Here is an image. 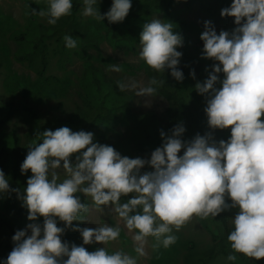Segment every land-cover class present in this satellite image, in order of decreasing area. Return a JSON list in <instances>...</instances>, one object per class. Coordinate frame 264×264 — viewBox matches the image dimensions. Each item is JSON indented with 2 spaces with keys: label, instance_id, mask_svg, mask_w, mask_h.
Returning a JSON list of instances; mask_svg holds the SVG:
<instances>
[{
  "label": "clouds",
  "instance_id": "9594fccd",
  "mask_svg": "<svg viewBox=\"0 0 264 264\" xmlns=\"http://www.w3.org/2000/svg\"><path fill=\"white\" fill-rule=\"evenodd\" d=\"M100 0H82V16L109 23L123 22L131 0H112L101 15ZM47 10L34 14L47 17L55 25L70 16L73 0H46ZM222 17H234L236 27L219 34L211 21L204 22L202 58L214 62L208 78L197 82V93L206 100L208 127L230 129L227 140L217 141L212 132L182 140L186 129L178 123L170 134L160 131L162 145L150 159L122 156L112 146L94 143L92 132L72 131L64 126L39 133V143L29 147L21 164V174L29 170L27 186L20 192L9 186L0 170V194L15 192L31 221L12 237L14 247L0 264H138L146 255L148 238L153 250L169 248L177 242L175 232L193 219H214L220 213L238 209L230 218L227 235L232 252L264 258V0H232L221 10ZM171 22L153 18L140 33L139 58L153 72L184 80L178 68L183 38L174 33ZM65 47L77 41L64 37ZM119 72L120 66H109ZM207 70V69H206ZM223 74V78L219 74ZM195 79V71L190 72ZM164 79L151 77L146 85L117 82L121 92L136 89L137 97L153 98ZM217 85H220L217 87ZM183 149V154L178 155ZM75 155L73 162L72 157ZM148 166L152 171L142 169ZM82 194L91 204L81 201ZM131 195L126 202L122 197ZM105 209H108L105 212ZM112 215L131 233L133 251H110L121 236L119 223H102L95 228L74 226L89 220L92 211ZM43 217V224L37 223ZM63 222L58 227L57 222ZM79 232L82 244H69L61 237L67 229ZM101 244L95 251L84 245Z\"/></svg>",
  "mask_w": 264,
  "mask_h": 264
},
{
  "label": "rangeland",
  "instance_id": "374dc122",
  "mask_svg": "<svg viewBox=\"0 0 264 264\" xmlns=\"http://www.w3.org/2000/svg\"><path fill=\"white\" fill-rule=\"evenodd\" d=\"M46 0H0V148L5 146L9 150L14 149L17 145L19 148L29 149L34 143H37L34 126L30 123L29 118L15 113V107H19L22 111L23 105L28 108H33L39 115V123L44 128L56 130L57 128L68 125V119L72 114H85L88 112V95L92 93L88 76L86 74V61L93 62L104 74L103 86L110 90L111 95L109 101L112 102L114 98L126 100L129 111L136 114V117H126L123 121H114L113 127L108 125H97L92 133L94 134V143L105 144L112 146L122 156L129 158H143L146 157L139 153L135 146L133 126L141 122L147 115L155 114V116L164 125L170 121L169 112H171L170 100L166 94L158 90L157 96L153 98H144L136 96V89H129L123 92L117 86V82L129 84L136 82L139 86L146 85L148 80L152 77L151 69L139 58L140 52V33L143 30L145 23L150 22L153 18H158L167 21L163 13H155L151 18L139 20H127L117 24L118 37L120 41L116 42L112 39L110 31L116 30L114 23H109L107 19L98 21L92 17L82 16L80 19L83 23L84 33L82 32L78 38L77 47L71 49V56L67 59V64L62 66L60 63L59 49L55 41H47L48 45L46 53L49 56V75H55L63 81L64 88L60 96L54 97L50 94H44L39 97L37 101L32 100L25 95L23 88L27 83L33 85L36 81V74L29 65V62H21L16 56L24 51L27 45L20 44L15 40L26 32L35 24L48 26L47 17H40L34 14L33 10L39 12L40 10H47ZM176 18L187 24H194L202 32L204 29V22L211 21L215 27L217 34L221 30L231 32L236 25L234 18L229 24L224 26L219 22L212 20L201 10L199 3H179L172 10ZM102 15V14H101ZM95 25L99 29L100 35L97 36L96 45H88V38L91 33L87 31L89 27ZM174 33H177L173 29ZM193 37L191 43L183 40L182 47L178 51L191 52L194 56L195 72L200 68L212 70L214 62L210 59L202 58L203 43L198 41L196 35L190 33ZM117 64L120 66V71H111L109 66ZM185 70V68H184ZM10 86H13L10 88ZM220 85H217L219 87ZM64 104V106H61ZM11 106L13 111L11 114L7 113V108ZM97 107V106H96ZM2 114V115H1ZM2 123V124H1ZM215 131V130H214ZM218 132L223 130L217 129ZM216 132V131H215ZM192 135V134H191ZM194 136L184 137L185 141H191ZM219 141L220 139H216ZM1 150V149H0ZM183 154V149L178 155ZM26 158V157H25ZM24 158V159H25ZM6 177V176H5ZM7 178V177H6ZM8 179V178H7ZM10 188H18L10 179ZM14 187H13V186ZM15 192L0 194V214L11 221L16 227L15 229L23 230L28 223V210L25 209L23 215H18L20 199L12 201V196ZM81 201L91 204V200L86 199L82 194ZM132 194L127 197H122V202H126L131 198ZM108 209H105L107 212ZM238 209H230L223 212L228 217V222L232 228L230 218H234ZM89 220L74 221L73 225L78 227L95 228L102 223H109L113 226L119 223L121 227V236L118 241L109 246L110 251L123 249L130 255L136 256L133 251V242L131 233H128L124 228L123 223L118 220L115 214L101 215L94 210L89 214ZM37 223L43 224V217L38 218ZM58 227H63V222L58 220ZM69 232V235L67 234ZM178 237L177 242L165 249L160 247L158 250H153V238H148V245L146 246V255L138 257V264H198L201 257L209 251L212 246V237L210 232L206 229L203 222L198 219H193L190 223L181 228L179 232H175ZM13 235L4 229L0 230V244L12 243ZM62 241L66 240L69 244H82V237L79 232L73 231L71 228L67 229L61 237ZM88 251H95L102 247L101 244L84 245ZM11 249L3 248L0 250V261L6 260ZM253 264H264V258L255 260L250 258ZM207 264H233L227 261L225 256H218L215 260Z\"/></svg>",
  "mask_w": 264,
  "mask_h": 264
},
{
  "label": "trees",
  "instance_id": "16d2710c",
  "mask_svg": "<svg viewBox=\"0 0 264 264\" xmlns=\"http://www.w3.org/2000/svg\"><path fill=\"white\" fill-rule=\"evenodd\" d=\"M132 7L129 14L124 21L127 20H139L149 19L155 13H163L167 22H171L174 25V29L179 33L183 40L191 43L193 37L190 33L196 35L198 41L203 43L200 39L202 31L199 30L194 24H187L180 19L176 18L172 10L179 3H199L200 8L208 16L212 17V20L219 22L227 27L229 22L234 17H222L220 15L221 10L225 7H229L232 0H131ZM112 4V0H100L98 7L100 13L103 15L106 13ZM83 10L82 0H73V10L70 16L62 17L57 21L55 25L44 26L41 24L33 25L28 32L17 36L15 40L20 44L27 45L24 51L19 53L16 58L21 62H29L30 67L36 74L37 78L33 85L28 84L23 88L25 95L37 101L39 97L44 94H50L54 97H59L62 89L64 88L63 81L55 75H49V60L46 53L48 45L47 41H55L59 54L61 56L60 63L62 66L67 64V59L72 55L70 50L65 47L64 37L66 35L72 36L78 42V38L81 33H84L86 27L80 19V13ZM121 22H119L120 24ZM116 30L110 31L112 39L116 42L120 41L118 37L117 24L114 23ZM99 29L92 25L87 31L91 36L88 38V45L94 46L97 42V36L100 35ZM182 52V51H181ZM194 56L191 52H182L180 64L178 68L184 74V80L177 82L171 75L170 70H165L163 75L157 74L151 70V75L157 76L159 79H164V84L158 89L166 94L170 100L171 112H169V119L166 125L162 124L155 114L147 115L145 118L138 121L133 126V133L135 139V146L139 153L143 154L146 159H150L151 153L160 147L163 143L160 136V131L163 130L166 134H170V130L178 123H183L186 131L181 137L182 139L187 136L205 135L212 132L215 139L227 140L230 136V129H224L223 132L214 131L208 127L207 116L204 111L206 107L205 97L199 95L195 89L197 82H203L208 78L209 69L204 67L195 72V79L190 76V72L194 69ZM87 72L89 75V83L92 89V93L88 95V112L85 114H72L68 119L69 128L72 131H85L92 132L97 125H108L113 127L114 121H123L126 117H136V114H132L129 111L128 103L126 100L120 98H114L112 102L109 101L111 95L110 90H107L103 86L104 74L96 67V65L87 60L86 61ZM185 68V70H184ZM221 79L223 74H219ZM13 86H10L12 88ZM64 106V104H61ZM97 106V107H96ZM8 114H11L13 108L9 106L6 109ZM15 113L22 114L29 118L30 123L34 126V131L38 138L37 143L41 137L39 133H43L49 128H44L39 121V115L33 108H28L23 105L22 111L19 107H15ZM2 115V114H1ZM4 116V115H3ZM1 116L0 119L3 117ZM133 117V119H134ZM2 124V123H1ZM55 131L53 129H50ZM192 134V135H191ZM186 139V138H184ZM0 170H3L5 176L10 179L23 193V190L27 186V179L32 175L30 170L26 174H21V164L24 161L29 149L23 150L19 145L14 149L9 150L3 146L0 148ZM74 162L75 155L72 157ZM144 171H152L148 166H145ZM13 186V185H12ZM14 187V186H13ZM12 201H17V194L11 197ZM19 208L17 210L18 215H23L25 207L22 206L20 200ZM206 229L210 232L212 237V246L208 252H206L201 261L198 264H207L210 261L215 260L218 256H227L232 252L229 242L227 241V235L232 230L229 225L228 217L225 213H220L214 219L201 220ZM16 227L11 221L6 219L0 214V230L4 229L12 235L17 231ZM69 235V232H67ZM71 238V236L69 235ZM14 242L7 244H0V250L3 248H13ZM238 259L234 264H253L250 258H247L241 254H237ZM233 263V262H232ZM197 264V263H196Z\"/></svg>",
  "mask_w": 264,
  "mask_h": 264
}]
</instances>
